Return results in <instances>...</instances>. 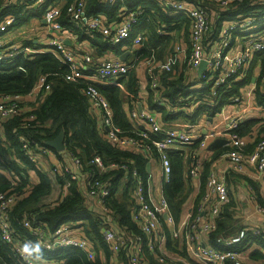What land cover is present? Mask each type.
Returning a JSON list of instances; mask_svg holds the SVG:
<instances>
[{"label": "built area", "instance_id": "2783aa9c", "mask_svg": "<svg viewBox=\"0 0 264 264\" xmlns=\"http://www.w3.org/2000/svg\"><path fill=\"white\" fill-rule=\"evenodd\" d=\"M50 0H18L26 10L39 8ZM109 6H119L113 18L104 16H86L85 0H65L49 3L44 6L42 19L45 21L47 33L46 50H37L29 46L6 47L1 39L7 33L14 18H9L0 23V62L12 60L18 54L32 56L37 53L49 52L67 67V73L61 76L65 82L81 83V93L87 99L89 111L97 115V132L111 144L124 150L139 152L148 158L159 162L163 180L166 183L171 173V164L168 153L171 150H179L188 146H195L189 155V177L197 182L203 171L201 154L208 148L212 141L223 140L225 144V157L230 166L228 169L242 173L249 165L255 168L256 181L264 185V137L260 138L253 146L249 154L245 149L249 143H254L248 136L238 134L240 125L245 121L247 106L244 105L245 97H255L256 82L260 80V88L264 92V13L252 15H239L236 19L227 20L225 13L234 4L248 1L256 6H264V0H155L161 11L169 17L183 16L188 21V46L185 58L182 57L180 71L178 56L181 51L178 43L172 44L171 52L167 61L157 56L158 48L146 47L147 26L154 21L152 14H144V5L134 8L127 6L125 0H100ZM16 2V3H17ZM15 3V4H16ZM66 3V4H65ZM64 10V11H63ZM68 20L73 32L64 28L61 16ZM213 17V18H212ZM220 19H223L220 22ZM158 36L170 35L165 30V24L159 20L154 21ZM140 27L139 30H136ZM75 28L83 30L90 35H99L102 41L110 46L121 47L131 40L130 47L136 48L132 61H122L120 57L94 60L89 50H80L68 46L66 43L76 40ZM135 31L134 35L132 34ZM91 47V46H90ZM89 47V48H90ZM127 47V46H126ZM92 48V47H91ZM150 51L148 57L138 56L139 51ZM123 52V49L121 48ZM114 54L113 52H108ZM202 62H205V70L201 75L190 79ZM259 63V74L254 82L245 84L250 90L239 95L231 96L230 102L237 108L235 112H229L225 104L220 108L223 126L219 131L213 130L200 135L194 128L188 129H165L161 126L155 111L163 108L170 115L185 113L191 115L192 111L203 104L208 107H216L219 98L222 97L221 87L225 90L232 84L248 79L252 65ZM133 70L136 74L143 72L148 82L151 102L155 111L132 108L129 110L127 120L137 136L126 137L121 135V130L114 124L113 111L108 101L101 95L97 86H110L120 79L127 80L128 73ZM183 72V76H182ZM183 77V84L188 85L190 90L186 96H178L173 102H168L161 97L163 90L162 77L168 74ZM177 77V78H178ZM97 85V86H96ZM244 85V86H245ZM51 89V81L47 75L38 77L33 89L28 96L20 94L0 95V123L23 112H31L38 103L42 102L45 94ZM206 89L207 94H200ZM241 89V88H240ZM239 89V90H240ZM218 101V102H217ZM196 104V105H195ZM194 105V107H192ZM92 113V114H93ZM33 119V116H30ZM163 133L161 138H156ZM20 151L25 158L40 168L38 159L40 156L53 154L49 148L39 146L34 140L22 134H15ZM152 151L156 156L152 155ZM64 153V154H63ZM67 157L75 165V171L61 157ZM52 161L51 172L60 177L67 176L72 181H79L82 172L80 161L66 150L55 152ZM0 157V174L7 177L6 170ZM4 162V160H3ZM97 173L103 174L108 169L120 168L127 172L126 164L115 163L105 167L98 156H94L90 162ZM129 164L133 165L131 161ZM33 174V172L31 171ZM132 178V208L131 220L137 225L141 233L147 238L160 235L159 218L162 217L166 227L173 226L174 220L169 215L168 206L163 197L155 203L151 200L144 180L137 174L134 167L130 170ZM84 174V191L94 203L104 211V224L107 225L102 231L103 238L111 252V262L117 264V254L126 245L128 264H147L141 254L140 238H131L124 233H117L112 227V221L108 213H112L106 206V198L110 195V187L106 181L99 180L93 172ZM66 193V189H64ZM230 192L227 185L226 173L216 174L209 171L205 182V191L196 205L187 222L184 223L185 240L194 254L204 264H243L240 253L233 246L239 244L248 231L247 228L240 230L234 237L222 240L223 248L216 249L201 245L198 242L202 237L209 236L216 230L217 219L222 208L230 202ZM19 195L8 190L0 192V241L9 249L20 264H26L19 254V247L26 241L15 232L10 225L9 216L12 208L16 205ZM256 212L264 215V205L257 204ZM167 215L164 218V215ZM21 226L39 242L42 250L52 252L60 248L73 247L84 253L89 261H93L94 253L90 241L84 236L82 229H73L70 224H61L50 231L45 224L37 223L33 216H24L19 222ZM255 235L264 233L258 228L251 230ZM158 233V234H157ZM177 234H173L176 238ZM153 238V239H154ZM150 250L154 245H149Z\"/></svg>", "mask_w": 264, "mask_h": 264}, {"label": "trees", "instance_id": "16d2710c", "mask_svg": "<svg viewBox=\"0 0 264 264\" xmlns=\"http://www.w3.org/2000/svg\"><path fill=\"white\" fill-rule=\"evenodd\" d=\"M68 1L65 0L66 3ZM54 2L56 0L45 2L34 10H26V6L18 4V2L4 6L3 8L0 7V22L8 17L14 18L10 27H18L28 22L32 17L42 19L44 6ZM125 2L130 8L144 5V14H152L154 21L159 20L164 23L167 32L173 28L180 31L188 29V21L183 16H167L166 12L161 11L155 0H125ZM85 3L86 16L88 17L107 15L113 18L119 8V6H109L99 3L98 0H88V3L85 0ZM257 12L260 14L264 13V6H256L248 1H244L234 4L229 11H226L224 16H226L227 20H231L236 19L239 15L247 16L256 14ZM60 19L64 28L73 32V28L68 23L66 17H64V14H62ZM154 21L146 26V39L147 43L150 44V48L159 46L157 54L160 57L163 48L169 47L172 38H169L168 35L158 36ZM74 30L77 37L76 41L82 42L86 40L94 47L98 56H103L108 52H113L115 55L122 53L120 45L115 47L110 46L102 41L99 35L87 34L79 28H75ZM134 33L135 31L132 34L134 35ZM28 44L34 45L31 42ZM124 45L130 46L131 40H128ZM149 55L150 51L146 50H141L138 53V56L142 58ZM67 71V67L49 52L37 53L32 56L20 53L12 60L0 62V95L20 94L26 97L41 75H47L48 81H51L50 91L45 94L42 102L38 103L31 112H23L8 122L0 123L1 163L9 175L5 177L0 174V192L12 190L20 196L10 212V225L21 236L22 240L35 242V239L19 223L24 216H33L37 223L45 224L50 231H53L61 224H70L73 229H82L84 236L94 247L95 259L89 261L84 253L73 247L60 248L52 252L42 250L47 264H108L107 261L111 257V252L102 235V231L107 225L104 224V217L101 214L86 208V195L80 182L72 181L67 176L60 177L57 175L56 180L62 190L66 189V195L62 200L54 203L53 206L43 205L42 202L51 194V179L38 166L23 156L15 136V134L25 135L34 140L37 145L43 147L47 141L54 139L62 131L64 133L65 150L80 161L82 172H93L99 180L106 181L109 184L110 195L106 198L105 204L112 213H108L107 216L111 218L113 226L115 225L126 236L136 239L140 238L139 242L143 261L147 264H182L181 262H171L164 258L154 243V236L147 239L131 220L133 184L130 170L134 167L137 174L144 180L147 188L148 173L146 166L148 158L139 152L118 148L98 134L97 122L89 111L87 99L80 90L82 84L65 82L61 79V76L66 74ZM247 82L248 79L232 84L231 88L227 91L224 88L226 85L221 87L222 97L219 98L218 106L207 108L200 105L201 107L199 106L198 111L192 117L193 121L194 117L204 109L214 115L222 106L223 101L228 97L239 95V89ZM122 85L126 88L128 104L131 110L135 104L140 102V82L133 70L128 73L126 82H124V79H120L110 86H96L101 95L108 101L113 111L114 124L121 130V135L137 138L122 108L120 100ZM162 85L161 97L168 102H173L178 96H186L189 92L187 86L183 84L182 76L173 78L172 75L168 74L162 77ZM200 94H207L206 89L202 90ZM148 103L151 106L150 100ZM255 104L264 113V92L260 88L259 79L255 87ZM159 111L162 112L163 121L173 120L183 115L182 113H178L177 115L166 114L163 108H159ZM30 116H33V119H30ZM238 134L253 138L254 143L250 146L253 149L254 144L264 137V118L260 119L256 117L244 121L239 127ZM162 136L163 133H160L156 138L159 139ZM4 143L6 144V149L3 147ZM7 148L11 149L16 157L20 159L23 168H19L16 163L6 160L8 156L5 153ZM49 150L55 154L54 151ZM152 155L156 156L153 151ZM94 156H98L105 167H108L112 163L118 166L126 164L128 170L126 172L120 168L108 169L99 175L96 168L90 164ZM168 157L171 164V173L168 181L163 183L162 194L167 203L169 215L173 218L174 223H176L180 216L181 206L186 199L183 195L185 186L182 178L183 163L179 152L168 153ZM129 161L133 165L129 164ZM206 167H204L200 177V198L205 191ZM31 171L35 173L37 178V182L34 184H30L29 172ZM258 201L261 204L263 203L259 198ZM225 206L224 214L222 215V219L218 220L216 230L209 235L210 245L216 249L223 248V244L217 243L218 236L223 235L226 239L234 237L240 230L245 228L242 227L237 232L232 231V225H227V223L231 222V219L228 218L227 220L225 216L228 213L227 209L230 204ZM159 220L162 225L160 227V235L165 236L166 234V247L169 250H174L162 217ZM150 244L154 245V249L150 250ZM253 244L264 249L262 236L255 235L252 231L248 230L245 233L244 239L239 244L233 246V248L236 252L243 253ZM100 254L104 256V261L101 260ZM179 254L189 261L185 251L179 252ZM251 258L264 261V255L258 250L251 253ZM117 260H120L119 262L122 264H128L126 245L118 252ZM0 264H20L1 241Z\"/></svg>", "mask_w": 264, "mask_h": 264}, {"label": "crops", "instance_id": "0c3cea01", "mask_svg": "<svg viewBox=\"0 0 264 264\" xmlns=\"http://www.w3.org/2000/svg\"><path fill=\"white\" fill-rule=\"evenodd\" d=\"M17 1L18 0H0V7L3 8L4 6L15 4ZM59 1H63V0H57V2ZM86 1L88 3V0ZM98 2L101 3L100 0H98ZM97 16H104L110 19V17L107 15H97ZM6 19H9V17L3 19L2 21ZM222 20L223 19H220V22ZM140 27L146 28V26L144 25H140ZM170 32H171L170 33L171 36H169V38H172V42L170 43L169 47L163 48V52L161 53L160 57L158 56V54L157 56L161 60L167 61L168 59L167 57L170 56L169 53H170L172 44L174 45L178 43L181 47V51L182 52L185 51V53H182L181 55L178 56L179 65L176 66V68H177V71H180L179 66L181 65V62H182L181 58L182 57L185 58V55L187 52L186 49L188 46V29L186 30L183 29L180 31V30H177L176 28H173L172 30H170ZM1 41L6 47H9V45L11 46L25 45V46H29L37 50H46L47 33H46L45 24L42 23V19L37 18V17H32L28 22H26L25 24L21 26L10 27L8 32L2 35ZM29 42H31L34 45L33 46L29 45L28 44ZM67 45L72 46L76 50L77 49L80 50L81 48L83 49L86 48V50H89L91 57L94 60H97V59L102 60L105 58L120 57L123 53H126L124 61H132L134 59V56L137 50L136 48L123 45L121 47L123 49V52L120 55L105 53L103 56H98L94 47H92L86 40L82 42L71 40V44L69 42ZM145 46L150 47V44L147 43L145 44ZM156 48L159 49V46ZM258 74H259V63L255 62L249 70L248 82L246 84L251 83L252 79L256 78ZM136 75L140 82V102L138 104H135L132 108L136 107L138 109L140 108V109H146V110L148 109V110L155 111V107L153 106L151 102V95L148 89V82L145 77V74L143 72H139ZM182 76H183V72H182ZM176 77H178L177 73H175V76L173 78H176ZM195 77H198L197 70L193 73V76L190 77V79H192L191 81H193ZM126 81L127 80H124V82ZM250 88H251L250 86L245 85L239 90V92L240 94L241 93L243 94L249 91ZM230 98L231 97L226 98L223 101L222 106L225 104L229 112H235L237 108L234 106L233 103L230 102ZM120 100H121L122 108L127 118L129 114L130 106L128 104L126 88L124 85H122V90L120 93ZM149 100L151 102V106H149V103H148ZM201 105L207 108H214V107L205 106L203 104ZM244 105L247 106L246 114H245V121L251 118H256V117L260 119L264 118L263 111H261L255 104V97L253 98V97L246 96L244 100ZM197 106L198 107H196L192 111L191 115L183 113V115H181L179 118H176L173 120L171 119L169 121H163L162 112H160L159 109H157L155 113H156L159 123L165 129H172V128L188 129L191 127V128H194L196 131H198L200 135H204L206 132L215 130L216 122H218L217 125L221 129V127L223 126V119H222V116L218 114L220 109L216 111L214 115L213 113H210L208 110L204 109L198 115H196V117H194L195 119L193 121L192 117L198 111L200 102L198 103ZM192 107H194V105ZM165 113L169 114L167 111H165ZM93 117L95 118L97 122L96 113H93ZM180 118L187 120L186 127H184L185 126L184 122L177 123V120H179ZM170 125H178V127H172ZM0 130H1V125H0ZM249 139L252 140L253 138H249ZM218 141H212L209 144L208 148L201 154V157H203L201 161L203 164V170H204V167L207 166L206 167L207 174L209 171H213L216 174H220L223 172L226 173L227 185H228V189L230 192V195H229L230 202L228 204H230V206L228 207L227 209L228 213L225 216L227 220L228 218L231 219V222L227 223V225H232L233 227L232 231L234 232H237L242 227H245L250 231L253 228H258L262 233H264V215H260L256 212L257 204H261L258 201V198L261 199V201L263 202L261 205H264V185L256 181L255 168L253 166L247 165L244 168V171L242 173H236V172L229 170L228 166H230V164L224 154L226 152L225 148H223L222 145L214 148L215 143H217ZM252 144L253 143H249L247 145L245 149L246 154H249L251 152L252 147L250 148V146ZM3 147L6 149L5 143L3 144ZM194 148L195 146L193 147L188 146L187 148L184 147L179 150H171L169 152V153L179 152V155L182 157V163H183L182 178L185 184L183 195L186 198L183 205L181 206L179 219L176 221V223L173 226L166 227V232L169 235V238H170V241L172 243V247L174 250H169L166 247V238H165L166 234L165 236L159 235V237L156 235L155 238L153 239L158 251L164 258H166L167 260L171 262H181L182 264H204L198 257L195 256L193 248H190L188 243L186 242L185 229H184V223L188 221L190 215L193 213L196 205L198 204L200 200L199 196L201 192L200 178L197 182H195L190 179L189 174H188L189 165H190L189 155L190 153L193 152ZM5 153H7L8 155V156L6 155L7 156L6 160L16 163V165L19 168H23V164L21 163L20 159L16 157L15 153L11 149L9 150L7 148V151ZM64 156L65 155L61 154V157L64 159V161L68 165H70L72 169L75 171V165L72 164L70 159ZM38 159L40 160V163H42L40 166V169L51 179V194L46 200L42 202V204L53 206L54 203L62 200L63 197L66 195V193H64V190H62L61 186L58 184L56 180V176L54 175L55 179L53 178L52 180V177L49 175V172H48L50 170L49 167H51L52 165V161L56 159V157H55V154L50 155L47 153L45 156H40ZM147 165L149 166L148 171H147L148 173V192L150 194L151 200L155 203L159 198L163 197L162 187H163L164 180H163L159 162H157L155 159H151L147 163ZM78 174L80 176L79 182L81 186L83 187L82 182L84 179V176H83L84 174H82V172ZM33 175L34 176H32V173L29 172L30 184H34L35 182H37V178L34 172H33ZM31 178L33 179V181H31ZM51 197H53V199H51ZM85 203H86V208L88 210H92L93 212L101 214L102 217H104V214H105L104 211L101 208H99L94 203L93 200L87 197V195H86ZM225 207H223L222 210L220 211L217 222L218 220L222 219V215L224 214ZM159 223H160V220H159ZM159 226L161 227L162 225L160 224ZM112 227L115 229L117 233H122L116 228L115 225L113 226V223H112ZM174 233L177 234L176 238H173ZM209 239H210V236L208 237L205 236V237H202L198 242H200L201 245L212 247L210 245ZM225 239H226L225 236L220 235L217 237V243L222 244V242L220 241L225 240ZM92 248H93L94 259H95V252H94L93 245H92ZM257 250L260 251L264 255V249L260 248L256 244L249 246L243 253H240V259L242 263L243 264H264L263 260H256V259L251 258V253ZM182 251H185L189 261L179 254V252L181 253ZM100 258L102 261L105 260L102 254H100ZM119 261L120 260H117L116 263L122 264ZM110 262H111V258H108L107 263L109 264Z\"/></svg>", "mask_w": 264, "mask_h": 264}, {"label": "clouds", "instance_id": "9594fccd", "mask_svg": "<svg viewBox=\"0 0 264 264\" xmlns=\"http://www.w3.org/2000/svg\"><path fill=\"white\" fill-rule=\"evenodd\" d=\"M26 264H47L39 242L26 241L18 249Z\"/></svg>", "mask_w": 264, "mask_h": 264}, {"label": "water", "instance_id": "95a60500", "mask_svg": "<svg viewBox=\"0 0 264 264\" xmlns=\"http://www.w3.org/2000/svg\"><path fill=\"white\" fill-rule=\"evenodd\" d=\"M42 23L45 24L44 19H42ZM68 43H69V42H67L66 44H68ZM125 56H126V53H123V54L120 56V60L124 61ZM205 67H206L205 62H202L201 65H200V66L198 67V69H197V74H198V76H200L201 73H202V71L205 70ZM254 81H255V80L252 79V82H254ZM263 89H264V85H263ZM139 109H140V108H139ZM224 144H225V141H223V140H219L217 143H215L214 148H215V147H218V146H220V145H224ZM45 145H46V147H48L49 149H51L52 151L57 152V153H58V152H62V151H64V150H65V147H64V133H63L62 131L59 132L58 135H57L54 139H52V140H50V141H47V142L45 143ZM148 167H149V166L147 165V166H146L147 171H148ZM163 217L166 218L167 215L165 214Z\"/></svg>", "mask_w": 264, "mask_h": 264}, {"label": "rangeland", "instance_id": "374dc122", "mask_svg": "<svg viewBox=\"0 0 264 264\" xmlns=\"http://www.w3.org/2000/svg\"><path fill=\"white\" fill-rule=\"evenodd\" d=\"M140 29V27L138 28V29H136V30H139ZM147 44V43H146ZM170 52H171V49H170ZM173 75V74H172ZM189 85V84H188ZM187 85V86H188ZM206 110V109H205ZM179 122H184V124H185V126L184 127H186L187 126V120L186 119H183V118H180L179 120H177V123H179ZM218 124V122H216V124H215V130H217V131H219L220 130V127L217 125ZM170 126H172V127H178V125H170ZM49 175L52 177V180H53V178L55 179V176H54V174L51 172V168L49 167ZM32 176H34L33 174H32ZM31 181H33V179L31 178ZM55 192H56V190H55ZM56 194V193H55ZM51 199H53V197H51Z\"/></svg>", "mask_w": 264, "mask_h": 264}, {"label": "bare ground", "instance_id": "6f19581e", "mask_svg": "<svg viewBox=\"0 0 264 264\" xmlns=\"http://www.w3.org/2000/svg\"><path fill=\"white\" fill-rule=\"evenodd\" d=\"M147 51V50H146Z\"/></svg>", "mask_w": 264, "mask_h": 264}]
</instances>
